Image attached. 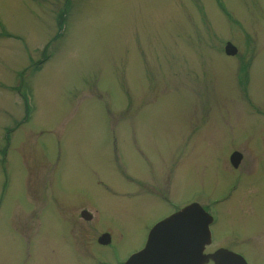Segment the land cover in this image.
Returning a JSON list of instances; mask_svg holds the SVG:
<instances>
[{"label":"rangeland","instance_id":"1","mask_svg":"<svg viewBox=\"0 0 264 264\" xmlns=\"http://www.w3.org/2000/svg\"><path fill=\"white\" fill-rule=\"evenodd\" d=\"M193 203L264 264V0H0V264L124 262Z\"/></svg>","mask_w":264,"mask_h":264},{"label":"water","instance_id":"2","mask_svg":"<svg viewBox=\"0 0 264 264\" xmlns=\"http://www.w3.org/2000/svg\"><path fill=\"white\" fill-rule=\"evenodd\" d=\"M225 52L234 56L238 50L228 43ZM241 158L240 153H234L232 164L237 166ZM82 217L92 219L87 212H83ZM211 223L212 217L199 204H192L157 223L150 231L145 247L125 264H204L209 260L215 264H247L241 256L226 249L204 254L205 246L210 243ZM98 242L110 244L111 236L103 234Z\"/></svg>","mask_w":264,"mask_h":264},{"label":"flooded vegetation","instance_id":"3","mask_svg":"<svg viewBox=\"0 0 264 264\" xmlns=\"http://www.w3.org/2000/svg\"><path fill=\"white\" fill-rule=\"evenodd\" d=\"M243 155H242V160H241V162L238 164V166L237 167H234V170H237V169H239V167H240V165H241V163H242V161H243ZM235 183H238V181H235ZM236 187V188H235ZM233 188H235V189H238V185L237 186H235L234 184H233ZM231 191V190H230ZM178 211V210H177ZM218 223V218L216 219V221L214 222V224L212 225V226H214V225H216ZM213 234V233H212ZM214 242V235H213V240H212V243ZM212 243H211V245H212ZM209 246V245H208ZM208 246H206V247H208ZM218 249H221V247L220 248H218ZM217 249V250H218ZM205 253H206V250H205ZM125 263V261L123 262V261H120V262H118V263H116V264H124ZM205 264H215L212 260H209L207 263H205Z\"/></svg>","mask_w":264,"mask_h":264},{"label":"bare ground","instance_id":"4","mask_svg":"<svg viewBox=\"0 0 264 264\" xmlns=\"http://www.w3.org/2000/svg\"><path fill=\"white\" fill-rule=\"evenodd\" d=\"M32 103H33V100H32Z\"/></svg>","mask_w":264,"mask_h":264},{"label":"trees","instance_id":"5","mask_svg":"<svg viewBox=\"0 0 264 264\" xmlns=\"http://www.w3.org/2000/svg\"><path fill=\"white\" fill-rule=\"evenodd\" d=\"M61 19H62V18H61ZM60 22H61V21H60ZM60 22H59V23H60Z\"/></svg>","mask_w":264,"mask_h":264}]
</instances>
